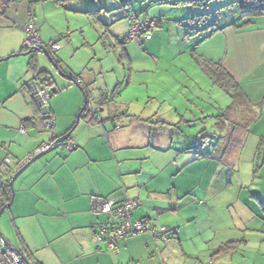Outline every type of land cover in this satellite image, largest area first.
<instances>
[{"label": "rangeland", "instance_id": "1", "mask_svg": "<svg viewBox=\"0 0 264 264\" xmlns=\"http://www.w3.org/2000/svg\"><path fill=\"white\" fill-rule=\"evenodd\" d=\"M170 1L65 0L54 8L52 0H44L37 7L40 9L42 5L51 21L65 29L63 35L68 39L64 41H71L75 49L82 45L70 53L61 50L56 57L69 74L92 72L96 79L92 88L101 90H91L89 111L95 113L92 109L97 108L101 92L102 97L111 98L108 109L102 112L104 116L109 110L111 117L115 112H124L145 121L152 129L151 147L156 153H163L161 150L165 153L160 161L149 157L150 168L164 164L173 155L168 168L152 181L157 191L162 194L168 191L173 199L168 201V220L162 218L165 215L159 217L160 221L153 219L155 229L168 226V230L175 228L178 233L174 241L165 234L166 243L158 235L153 237L159 250L168 249V253L173 250V256L177 253L174 248L199 254L182 261L177 255L178 264H264V231L256 230L253 225L249 229L254 231L245 229L242 223L248 209L241 206L239 199L242 196L247 202L252 201L250 208L264 215V41L253 47L261 57L248 61L255 62L254 66L242 74L240 70H232L244 96L260 113L239 144L237 140L219 142L220 138L214 136L211 142L202 144V136L215 132L216 128L215 119L209 115L227 109L231 100L212 84L196 62V59L208 61L216 53L212 44L218 35L214 37V34L228 27L238 34L252 30L259 33L264 30V16L252 18L251 25L241 27L246 18L242 19L236 0H207L204 6H184ZM71 7L80 11L102 9L103 21L98 20L99 13H93V19L82 12H72ZM132 15L140 21L160 22L150 32L152 40L139 44L123 41L129 27L127 17ZM212 36L213 41H209ZM60 44L66 46L62 41ZM46 63L44 59L43 64ZM66 83L69 81L64 80ZM74 84L83 97L82 88ZM61 94L60 102L67 106L69 97L64 92ZM236 137L233 135V139ZM218 142L221 148L229 144L227 159L219 162L208 154L209 144L220 148ZM136 176L126 180L134 183ZM173 203L179 214L170 210ZM204 208L207 210L203 211ZM0 233L12 246L18 245L8 210L0 215ZM55 242L62 253H67L69 239L65 235ZM218 248H235V251L215 254Z\"/></svg>", "mask_w": 264, "mask_h": 264}, {"label": "crops", "instance_id": "2", "mask_svg": "<svg viewBox=\"0 0 264 264\" xmlns=\"http://www.w3.org/2000/svg\"><path fill=\"white\" fill-rule=\"evenodd\" d=\"M43 1L0 0V172L6 173V169H9L5 174L7 179L12 172L17 171L18 162L35 156V150L48 143L52 135L58 138L72 129L75 116L84 103V97L74 87L75 78L80 79L87 94L93 89L101 90L100 87L92 88L96 84L92 72L84 75L73 72L69 74L61 66L70 80L61 79L41 53L22 55L26 52L23 49L26 38L23 27L30 19L36 26L41 42L57 43L60 46L59 50L52 51L53 55L58 56L61 50L65 54L82 48L81 45L75 49L71 41H64L68 39L63 35L65 29L51 21L42 5L38 9L37 5ZM52 1L53 7L57 8L65 0ZM71 8L72 12H82L93 19L95 16L92 17V14L99 13L98 20L103 21L102 9L80 11L76 7ZM245 33L238 34L232 27H228L213 35H218L212 44L216 53L210 55L209 59L219 62L233 79L237 76L232 75V70H240V74L247 72L255 65V62L248 61L261 58L253 47L260 46L264 41V30ZM214 37L208 40L213 41ZM61 41L63 45L66 43L65 47L61 46ZM62 56L65 58L63 53ZM44 59L48 64H43ZM45 71L50 74L47 75ZM39 74L48 81L52 78L56 82L57 91L49 100L55 119L53 134L37 125L38 109L27 86ZM64 80L69 83L65 85ZM63 92L69 97L67 106L60 102ZM99 94L98 106L92 110L104 116L102 112L108 109L107 104L111 98L102 97L101 92ZM110 112L106 113L104 119L100 115L103 121L99 123L91 121V111L86 114L83 112L69 138L76 148L61 146V149L43 155L14 181L12 204L7 206L9 193L8 199L1 202L0 209L7 206L5 210L9 211L18 243L15 246L23 253L27 250L42 264H178L177 255L180 261L185 258L189 260L193 255L199 256L193 251L187 253L183 248H174L177 253L173 256V250L169 253L168 249L159 250L157 240L143 233L119 241L113 251H108L104 244L92 243L93 232L100 224L107 222L105 216L92 213V205L96 201L111 199L118 203L124 200L139 202L138 208L134 209L136 213H132V219H148L155 224L153 219L160 221L161 215H165L162 218L168 220V201L173 200L168 196V191L162 194L152 185L154 178L159 177L158 173L168 168L173 155L170 154L172 157L164 164L150 168L148 158L160 161L165 153V150L156 153L154 151L157 150L151 147L152 129L135 116L115 112L111 117ZM5 159L10 160L9 168L2 165ZM119 160L125 161V164ZM135 174L134 183L126 180ZM239 199L242 201L241 206L248 209V216L242 223L245 229L250 232L254 231L253 228L264 231L263 213L250 208L252 201L247 202L242 196ZM170 210L179 214L174 203L170 205ZM250 225L253 228L249 229ZM166 228L168 230V226ZM171 230L167 233L174 241L178 236L177 229ZM62 235L69 239L67 253H62L55 244ZM217 250L219 252L215 254L222 251L221 248ZM234 251L235 248H227L222 252Z\"/></svg>", "mask_w": 264, "mask_h": 264}, {"label": "built area", "instance_id": "3", "mask_svg": "<svg viewBox=\"0 0 264 264\" xmlns=\"http://www.w3.org/2000/svg\"><path fill=\"white\" fill-rule=\"evenodd\" d=\"M130 20L129 29L124 39L138 44L150 40L152 37V34L150 33L151 30L156 28L159 23L156 19L146 21H138L136 19ZM23 31L26 35L23 49L26 52L38 48L57 51L60 48L57 43L41 42L36 32V26L31 19L24 25ZM75 83L78 84L79 87H82L80 79H76ZM27 86L30 96L38 109L39 115L37 117V125L53 134L55 129V119L49 107V100L51 98L49 87L39 80L38 77H34L30 82H28ZM97 119L99 121L101 120L99 117H97ZM55 140L56 138L52 135L49 142L41 148L36 149L33 155H37L52 147ZM62 146L67 149L76 148L74 143L69 139L64 140ZM29 159L30 158H26L25 160L18 162L16 164V168L19 169L22 167ZM9 164L10 160L5 159L3 166L7 167ZM7 180L6 175L0 172V206L7 190ZM137 205L138 203L136 201L131 200H124L121 203L111 199L96 201L92 205V212L97 215L105 216L107 218V222L98 226L92 234L91 241L95 244L105 241L107 249L111 251L117 248L118 241L142 233H146L152 237L158 235L160 236V239L166 243L168 238L165 236V234H167L165 227L161 226L158 228V231H156L151 220L142 219L133 221L131 219L132 212ZM0 264H24L22 259L14 251L8 250L4 247L1 236Z\"/></svg>", "mask_w": 264, "mask_h": 264}, {"label": "trees", "instance_id": "4", "mask_svg": "<svg viewBox=\"0 0 264 264\" xmlns=\"http://www.w3.org/2000/svg\"><path fill=\"white\" fill-rule=\"evenodd\" d=\"M206 1L207 0H172L170 2L171 4H178V5H184V6L187 4L196 5V6L197 5L204 6L206 5ZM236 3L240 9V14H241L242 19L244 18L247 19V20L245 19L244 22L240 25L241 27L245 25H249V24L251 25L252 21L250 19L252 18L264 16V0H236ZM127 18H128V25L131 21L130 19H136L140 21L133 15ZM146 20H152V19H144L142 21H146ZM123 41L126 42L125 39ZM196 62L202 69L203 73L210 79L212 84L218 87L219 89H221L225 94H227L231 100V105L227 109H225L222 112L220 111L218 114L214 113L213 116H209L210 118L215 119L214 122H215L216 128H215V132L209 135L202 136L201 138L203 139L202 144L205 145L204 141L211 142L214 139V137L220 138L219 142L220 141L223 142L224 140H226L229 143L230 142L229 140H237L238 144L241 143L244 140V136L247 134L249 127H251L257 121L260 113L258 114L255 107L250 105L246 95L244 96L243 92L241 91L240 85L222 67V65H220L219 62L216 63L210 60L200 62L197 59H196ZM41 76L42 74L41 75L39 74L37 76L38 79L47 85L49 81L46 80V78H43ZM76 79H79V78H75L74 81ZM80 88H82V92H84L86 96V108L84 111L88 112L89 111V101L91 100V97L89 94L85 92V88L83 87V85ZM97 117L101 119L99 112L93 113L91 117V121L94 120V121H97L98 123L103 121V119L99 121ZM233 135H236L238 137L233 139ZM211 136H214V137H211ZM197 140H199V138H197ZM219 142L218 144L220 145V148L219 146L217 148L214 147L213 143L209 144L210 150L208 149V154L211 155L212 159L214 160L223 161L227 159V155L229 154V150H228L229 144H227L226 148H221V144ZM13 174L14 172H12L11 176ZM11 176L8 177V180H7L8 183H9ZM9 193H10V190L7 186V190H6V193H5V196L2 202L8 199ZM96 244H104L106 247L105 241H102ZM226 249L227 248H221L222 251ZM24 251L25 253L23 252L22 253L26 256L30 264H42L41 262L33 258V255L29 253L27 250H24Z\"/></svg>", "mask_w": 264, "mask_h": 264}, {"label": "water", "instance_id": "5", "mask_svg": "<svg viewBox=\"0 0 264 264\" xmlns=\"http://www.w3.org/2000/svg\"><path fill=\"white\" fill-rule=\"evenodd\" d=\"M35 53H41L45 58L46 60L48 61L50 67L53 69L54 73L56 74L57 77L61 78V79H67V80H70V77L63 71L61 65L59 64L60 63V59L57 58L55 55H53L52 51L48 50V49H42V48H38V49H33V50H29L25 53H23L22 55H32V54H35ZM45 73L47 75L50 74V72L48 71H45ZM54 85V86H53ZM47 86L49 87L50 89V94L51 96L53 94L56 93L57 91V87H56V82L55 80H53L52 78L49 80V82L47 83ZM83 97H84V103H83V106L81 107L77 117H76V121H75V124L74 126L72 127V129L64 134L63 136L61 137H58L56 138L54 144L52 147H50L49 149L33 156L32 158H30L19 170H17L13 176L11 177V179L9 180V183H8V187H9V190H10V199H9V203L7 204V206H10L12 204V201H13V197H14V190H13V183L14 181L17 179V177L28 167L30 166L33 162H35L37 159H39L40 157H42L43 155L51 152V151H54L56 150L57 148L61 147L62 146V143L64 142V140H67L70 138L73 130L75 129L78 121H79V118H80V115L83 113V111L85 110L86 108V96L85 94H83ZM2 207L0 209V215L4 212L5 208L7 207ZM0 236H1V239H2V242L4 244V247L8 250H11V251H14L21 259L22 261L24 262V264H30V262L28 261V259L26 258V256L16 247L12 246L10 244L9 241H7L3 236L2 234L0 233Z\"/></svg>", "mask_w": 264, "mask_h": 264}, {"label": "bare ground", "instance_id": "6", "mask_svg": "<svg viewBox=\"0 0 264 264\" xmlns=\"http://www.w3.org/2000/svg\"><path fill=\"white\" fill-rule=\"evenodd\" d=\"M2 165H3V164H2ZM6 168H9V165H8ZM20 168H21V167H20ZM20 168H19V169H20ZM16 169H17V168H16ZM19 169H17V170H19ZM6 170H7V171H5L6 173H4V174H7V173L9 172V171H8L9 169H6ZM11 174H12V173H11ZM8 175H9V174H8ZM10 176H11V175H10ZM12 176H13V175H12ZM12 176H11V177H12ZM10 179H11V178H10ZM7 186H8V185H7ZM8 188H9V187H8Z\"/></svg>", "mask_w": 264, "mask_h": 264}, {"label": "clouds", "instance_id": "7", "mask_svg": "<svg viewBox=\"0 0 264 264\" xmlns=\"http://www.w3.org/2000/svg\"><path fill=\"white\" fill-rule=\"evenodd\" d=\"M54 52V51H53Z\"/></svg>", "mask_w": 264, "mask_h": 264}]
</instances>
